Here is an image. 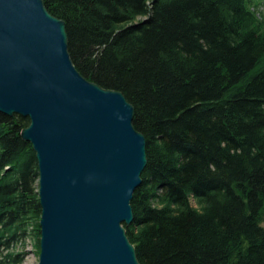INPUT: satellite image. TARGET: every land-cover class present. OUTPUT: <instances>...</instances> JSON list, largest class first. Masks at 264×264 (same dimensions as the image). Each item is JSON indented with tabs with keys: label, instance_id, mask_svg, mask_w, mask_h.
Segmentation results:
<instances>
[{
	"label": "trees",
	"instance_id": "16d2710c",
	"mask_svg": "<svg viewBox=\"0 0 264 264\" xmlns=\"http://www.w3.org/2000/svg\"><path fill=\"white\" fill-rule=\"evenodd\" d=\"M43 2L145 138L125 227L139 264H264V0ZM28 127L0 113V264H22L28 238L40 252Z\"/></svg>",
	"mask_w": 264,
	"mask_h": 264
},
{
	"label": "water",
	"instance_id": "95a60500",
	"mask_svg": "<svg viewBox=\"0 0 264 264\" xmlns=\"http://www.w3.org/2000/svg\"><path fill=\"white\" fill-rule=\"evenodd\" d=\"M0 113L21 116L40 203L38 264H139L125 227L147 166L120 92L82 78L43 0H0Z\"/></svg>",
	"mask_w": 264,
	"mask_h": 264
},
{
	"label": "rangeland",
	"instance_id": "374dc122",
	"mask_svg": "<svg viewBox=\"0 0 264 264\" xmlns=\"http://www.w3.org/2000/svg\"><path fill=\"white\" fill-rule=\"evenodd\" d=\"M137 19H142L137 17ZM24 257L22 264H38V253L37 248H35V241L32 238H28L24 248ZM40 253V252H39Z\"/></svg>",
	"mask_w": 264,
	"mask_h": 264
}]
</instances>
